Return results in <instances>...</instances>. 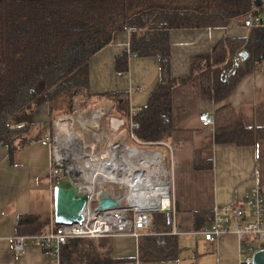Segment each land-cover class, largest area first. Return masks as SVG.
Listing matches in <instances>:
<instances>
[{"label":"trees","instance_id":"obj_1","mask_svg":"<svg viewBox=\"0 0 264 264\" xmlns=\"http://www.w3.org/2000/svg\"><path fill=\"white\" fill-rule=\"evenodd\" d=\"M253 2L0 0V144L7 149L8 161L17 163L24 146L51 135L56 117L109 104L112 115L123 119L131 142L148 147L166 142L177 148L190 140L193 130L175 129L171 122L172 90L180 79L170 73L169 31L234 25ZM127 31L128 46L113 60L115 72L126 75L132 56L156 57L159 70L158 81L146 103L134 112H130L128 92H91L88 82L89 60L112 44L116 33ZM236 55H241L238 61ZM203 66L201 58H194L192 72ZM210 66L211 100L217 104L232 93L244 76L264 69V27L251 28L245 37L221 38L211 50ZM43 106L47 114L43 123H9L16 113L33 112ZM212 115L215 143L249 146L264 139V126L245 125L229 104L218 106ZM130 119L138 124L132 129L136 141L129 136ZM192 158L195 169L213 167L212 159L202 158L197 149ZM200 215L207 213H194V223ZM171 219V211L154 212L152 233L139 238L136 258L119 261L177 260V235L168 230ZM49 227L50 222L39 216L22 214L16 223V234L45 232ZM111 251L109 236L73 238L60 248L59 264H113Z\"/></svg>","mask_w":264,"mask_h":264},{"label":"crops","instance_id":"obj_2","mask_svg":"<svg viewBox=\"0 0 264 264\" xmlns=\"http://www.w3.org/2000/svg\"><path fill=\"white\" fill-rule=\"evenodd\" d=\"M245 35L247 30L237 25L169 31L170 73L180 79L172 90L171 122L175 129L193 130L192 138L172 148L169 154L175 226L182 231L177 235L180 251L175 261L120 262L123 258H136L141 236L135 239L115 235L109 237L113 264H240V246L235 235L224 234L207 241L199 231L210 225L215 206L232 204L253 186H259L264 195V139L249 146L215 143L213 128L203 126L198 116L229 104L245 125L264 126V69L244 76L220 103L211 100L212 48L223 37ZM128 39V31L116 33L114 42L89 60L88 82L91 92H128L129 106L136 110L146 103L158 81L159 70L156 57L132 56L128 73H116L114 57L127 48ZM196 57L203 60L204 66L192 72ZM39 115L34 122L41 124L47 117L46 107ZM195 149L202 158L212 159L211 169L194 168ZM16 159L17 163H10L6 147L0 144V264H53L44 247L27 243L19 252L12 249L20 215L39 216L53 225V183L58 176L51 143L44 138L32 141ZM194 213L207 215H200L194 223ZM172 225L171 222L169 231Z\"/></svg>","mask_w":264,"mask_h":264},{"label":"built area","instance_id":"obj_3","mask_svg":"<svg viewBox=\"0 0 264 264\" xmlns=\"http://www.w3.org/2000/svg\"><path fill=\"white\" fill-rule=\"evenodd\" d=\"M262 6V5H261ZM245 30L264 27V7H254L245 13L239 23H235ZM239 60L241 55H236ZM101 117L96 113L86 114V110L78 109L70 114L60 115L53 120L51 135L43 138L51 143L53 163L58 177L56 182L65 186H72L79 195L86 196V202L81 212L80 221L69 225H50L45 232L35 234H21L12 237V249L21 251L27 243L44 247L48 250L53 264H59L60 248L73 238H102L115 235H130L138 238L144 234H151L153 213L157 211L172 212V235L182 231L175 226L174 206L170 196V161L169 154L172 147L169 143L158 142L157 153L165 159V166L169 172L168 206L163 209L154 208L141 201V197L133 192L130 185H123L120 194L112 189L117 186V178L131 174L119 169L103 170V165L110 156L109 134L123 131L124 121L112 115L111 104L103 106ZM135 110L130 109V112ZM201 124L213 127L212 112H201L198 116ZM103 120V122H102ZM98 122L93 128L92 123ZM138 126L130 119L129 136L135 140L132 129ZM87 134V136L84 135ZM136 141V140H135ZM107 153V157L103 154ZM164 166H159L158 169ZM128 189H125V188ZM149 187V178L145 183ZM153 190V189H152ZM111 197L119 202L118 207L101 209L98 207L99 197ZM207 241H213L221 235L233 234L240 246V264H252L253 255L259 245H264V195L259 186H253L245 195L232 204L217 205L212 210V220L208 227L199 231Z\"/></svg>","mask_w":264,"mask_h":264},{"label":"bare ground","instance_id":"obj_4","mask_svg":"<svg viewBox=\"0 0 264 264\" xmlns=\"http://www.w3.org/2000/svg\"><path fill=\"white\" fill-rule=\"evenodd\" d=\"M84 135L87 136L85 133ZM109 152L110 156L105 161L103 170L119 169L124 173L131 171V174L113 177L117 178L118 182L117 186L112 187L113 190L120 194L123 185H130L134 193H137L141 198H146L148 205L157 209L168 206V186L157 187L153 190H146V187H143L150 178L153 169L165 166L163 157L124 143L114 144Z\"/></svg>","mask_w":264,"mask_h":264},{"label":"water","instance_id":"obj_5","mask_svg":"<svg viewBox=\"0 0 264 264\" xmlns=\"http://www.w3.org/2000/svg\"><path fill=\"white\" fill-rule=\"evenodd\" d=\"M263 0H254V7L262 5ZM245 56L246 53L242 52ZM104 111L103 106H96L86 111V114L92 115L96 113L98 117L102 116ZM98 122L92 123V127H98ZM108 154L104 153L103 157ZM169 172L166 166L160 169H153L149 178V187L156 189L157 187L168 186ZM86 196L79 195L76 189L72 186H65L60 182H56L53 187V220L56 225H69L81 220V212L86 202ZM119 202L111 197H99L98 207L106 209L109 207H118ZM169 219V214H167ZM252 264H264V247L259 248L253 255Z\"/></svg>","mask_w":264,"mask_h":264},{"label":"rangeland","instance_id":"obj_6","mask_svg":"<svg viewBox=\"0 0 264 264\" xmlns=\"http://www.w3.org/2000/svg\"><path fill=\"white\" fill-rule=\"evenodd\" d=\"M260 7L261 8L264 7V1L262 2V6H260ZM87 105L91 106V104H87ZM43 108H45V107H40L38 110H35L33 112L23 111V112L16 113L15 115H13L9 118V123L11 125H14V124L24 123V122H34L36 119L39 120V118H40L39 112ZM87 110H89V109H87ZM102 122H103V120H102ZM107 134L110 136V141H109L110 144L124 143V144L131 146V147L140 148L143 151H159V150H161V149H158L157 147H148L146 145H141L139 143L131 142V140L127 137V135L125 133V128H123V131L121 130V131H119V133L118 132L115 133L114 136L110 135L109 131L107 132ZM57 176L59 178L63 177L62 175H60L58 173H57ZM125 189H128V188L126 187ZM141 201H143L144 203H147L146 198H142ZM160 201H161V199H160Z\"/></svg>","mask_w":264,"mask_h":264}]
</instances>
